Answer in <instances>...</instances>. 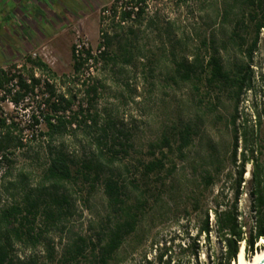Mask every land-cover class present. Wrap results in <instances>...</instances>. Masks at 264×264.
Returning <instances> with one entry per match:
<instances>
[{
	"label": "rangeland",
	"instance_id": "374dc122",
	"mask_svg": "<svg viewBox=\"0 0 264 264\" xmlns=\"http://www.w3.org/2000/svg\"><path fill=\"white\" fill-rule=\"evenodd\" d=\"M113 1L0 0V68L14 72L26 66L30 70L34 68L33 61L41 60L55 74V80L50 82L57 94L69 89L75 96L69 112L76 111L80 103L86 102L82 87L78 82H71L66 88L61 82L63 76L75 77L72 46L84 43L88 49L97 51L102 38V11ZM145 6L141 22L126 23L120 35L131 39L134 51L139 50L136 58L129 65L100 67L91 73L97 81L98 92L89 112L96 115L97 127L88 128L80 123L79 127H68L62 137L50 142L47 136L40 135L47 131L38 107L41 93H37L38 97L30 96L18 107L0 101V115L15 123L14 134L23 143V147L12 151L11 163L0 166V207L20 203L25 193L40 189L50 149L62 148L79 163L98 161L102 164L103 176L113 173L126 185L129 201L146 199L136 235L128 239L116 260H128L131 249L148 246L155 236L168 238L182 229L193 233L196 221L191 220L195 216L199 218L192 210L194 197L200 200L201 212L212 206L213 198L220 192V201L232 199L235 176L229 174L234 173L235 167L230 118L235 104L223 97L210 101L204 88L198 95L190 84L174 77L175 61L189 55L183 53L193 52L203 37H213L221 46L225 67L231 68L243 60L253 69L256 96L246 93L237 107L238 112L252 121L253 104L264 107V35L259 34L249 60L247 52L255 31L247 16L245 0L235 3L190 0L181 6L176 0H146ZM222 8L227 10L225 18ZM104 17L108 24V13ZM104 30L112 34L109 27L104 26ZM33 70L36 76H46ZM88 72L84 70L79 80L86 78ZM208 102L215 105L210 106ZM33 115L39 119L38 125L34 126ZM185 125L192 128L191 143L182 153L173 150L168 154L167 167L171 171L144 177L142 164L150 159L148 145L159 140L162 133H175ZM103 126L110 136L119 137L130 146L126 154L121 152L112 163L108 161L111 153L97 144ZM100 149L103 154L99 153ZM206 172L212 176V184L208 186L202 180ZM243 178L238 211L248 231L254 218L248 195L250 178L245 174ZM60 193L69 198L63 216L56 226L47 230L35 252L20 254L22 259L35 255L41 264H57L62 248L72 241L84 238L88 247L89 242L95 241L108 214L102 186L95 184L92 188L90 182L78 178L66 184ZM42 209L43 206L39 209L36 229L44 228ZM210 224L213 225L211 213ZM139 239L144 243L140 244ZM46 244L53 245L56 252V261L52 263L43 251ZM259 244L264 247V243ZM201 250L202 264H212L219 258L223 249L214 231L209 243L202 241ZM253 254L243 255L249 260ZM133 256L138 257L136 253Z\"/></svg>",
	"mask_w": 264,
	"mask_h": 264
},
{
	"label": "trees",
	"instance_id": "16d2710c",
	"mask_svg": "<svg viewBox=\"0 0 264 264\" xmlns=\"http://www.w3.org/2000/svg\"><path fill=\"white\" fill-rule=\"evenodd\" d=\"M189 1L176 0V3L181 6ZM232 2L235 3L236 0ZM245 3L248 6L247 16L255 31L254 40L247 52L250 60L259 34L262 32L264 35V0H245ZM145 5L146 0H114L109 8H103L100 21L102 38L97 51L82 48L76 54L75 46H72L75 77L63 76L61 82L66 88L71 82H78L82 87L86 102L80 103L76 111L69 112L75 96L69 89L57 94L50 82L55 80V74L41 60L33 61L34 68L30 70L26 66L14 72L0 68V101H8L18 107L30 96L38 97L37 93H41L38 107L42 111V122L47 131L40 135L47 136L50 142L62 137L68 127H79L80 123L88 128L97 127L96 115L89 112L98 92L97 81L91 73L100 67L105 69L120 64L129 65L136 58L139 50L134 51L131 39H123L120 35L126 23L141 22ZM105 13H108V24H105ZM222 13L224 18L228 16L225 8H222ZM104 26L109 27L112 34L105 31ZM220 47L213 37H203L193 52L183 53L189 55L175 61L174 77L190 84L198 95L201 88H204L210 101H219L223 97L235 104L230 118L233 132L232 162L235 167L234 173L229 174L235 176L231 200L226 198L225 201L222 198L220 201V192L213 198L212 206L201 212L200 200L194 197L192 210L198 213L196 215L199 218L195 216L197 218L191 220L196 221L193 233L182 229L168 238L155 236L150 239L148 246H142L140 250L131 249L128 260H116L118 254L125 249L128 239L136 235L146 199L129 201L126 185L113 173L103 176L100 162L84 160L79 163L72 160L62 148L50 149L40 189L35 193H25L20 203L0 207V264H41L35 255L22 259L20 254L35 252L42 245L44 234L50 227L56 226L64 214V206L69 203L67 195L60 193V190L78 178L90 182L92 188L95 184L102 186L108 214L95 241L89 242L90 247L84 238L72 241L62 248L57 264H202L201 243L210 242L212 231L223 249L212 264L236 262L242 246L247 256L261 250L263 245L258 243L264 240V107L253 104L252 121L248 120L246 114L238 112L237 107L246 93L256 96L252 84L254 72L251 65L243 60L231 68L225 67ZM33 69L46 76H36ZM84 70L90 72L86 78L79 80ZM208 103L210 106L215 105ZM32 120L34 126L40 123L34 115ZM16 131L15 123L7 116L0 115V166L11 163L12 151L23 147L21 140L14 134ZM191 137L190 125L177 129L175 133H162L159 140L148 145L150 159L142 164L143 176L170 172L171 169L167 167L168 154L173 150L182 153L191 143ZM97 144L111 153L109 163L117 159L121 152L126 154L130 148L121 138L110 136L104 126L100 127ZM99 153L103 154L101 149ZM247 165L250 166L248 195L254 218V224L248 231L245 230L238 211ZM202 180L206 186L212 184V176L208 172ZM41 206L44 228L36 229L35 223ZM210 213L213 215V225L210 224ZM138 241L140 244L144 243L143 239ZM16 246L19 247L18 251L15 250ZM43 251L51 263L56 259L53 245L46 244ZM135 253L137 258L133 256Z\"/></svg>",
	"mask_w": 264,
	"mask_h": 264
},
{
	"label": "bare ground",
	"instance_id": "6f19581e",
	"mask_svg": "<svg viewBox=\"0 0 264 264\" xmlns=\"http://www.w3.org/2000/svg\"><path fill=\"white\" fill-rule=\"evenodd\" d=\"M245 177L250 178L249 166L246 170ZM262 243H264V240H262ZM243 254L244 250L243 247H241L237 256V261L232 264H259L264 259V247L256 251L249 260L245 259Z\"/></svg>",
	"mask_w": 264,
	"mask_h": 264
},
{
	"label": "built area",
	"instance_id": "2783aa9c",
	"mask_svg": "<svg viewBox=\"0 0 264 264\" xmlns=\"http://www.w3.org/2000/svg\"><path fill=\"white\" fill-rule=\"evenodd\" d=\"M75 46V53L77 54L78 53V51L80 50V49H82V48H85V49H88V47L84 44V43H81V44H75L74 45ZM260 242H262V240H260ZM259 242V243H260ZM258 243V244H259ZM258 244H256V246L258 245Z\"/></svg>",
	"mask_w": 264,
	"mask_h": 264
},
{
	"label": "water",
	"instance_id": "95a60500",
	"mask_svg": "<svg viewBox=\"0 0 264 264\" xmlns=\"http://www.w3.org/2000/svg\"><path fill=\"white\" fill-rule=\"evenodd\" d=\"M259 264H264V259Z\"/></svg>",
	"mask_w": 264,
	"mask_h": 264
}]
</instances>
